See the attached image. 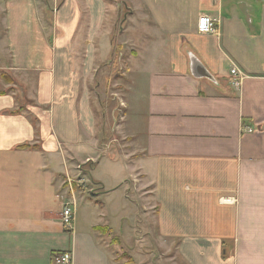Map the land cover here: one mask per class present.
<instances>
[{
    "label": "crops",
    "instance_id": "1",
    "mask_svg": "<svg viewBox=\"0 0 264 264\" xmlns=\"http://www.w3.org/2000/svg\"><path fill=\"white\" fill-rule=\"evenodd\" d=\"M116 53L110 145L89 87ZM82 166L92 197L64 186ZM140 207L183 264H264V0H0V264H122Z\"/></svg>",
    "mask_w": 264,
    "mask_h": 264
},
{
    "label": "rangeland",
    "instance_id": "2",
    "mask_svg": "<svg viewBox=\"0 0 264 264\" xmlns=\"http://www.w3.org/2000/svg\"><path fill=\"white\" fill-rule=\"evenodd\" d=\"M125 11L122 9V14H125ZM122 14L120 19L122 18ZM120 19L114 30L115 33L118 31ZM118 54H112L110 59L106 60L105 64H98V67H96L98 77L95 81L91 82L89 87L91 93L90 102L97 122L98 139L100 140L102 136L100 131L103 130V141L106 144L111 142L110 145L116 144L117 142H120V144L125 143L114 130L115 124L119 122L120 116L123 115L122 105L124 104L119 101V98L124 97L125 91L123 62L119 60L120 57ZM81 168L74 169V172L68 177H64V186L69 187L76 194L81 193L92 197L95 191L91 190L92 188L90 186L80 182V179L89 171L90 166H82ZM138 202L141 203L142 201L138 200ZM80 203L76 212L77 224L83 225L86 213ZM143 211V207H140L138 228L135 232L136 246L132 249H127L126 247L116 248L115 256L119 258L118 260H121L122 264H183L174 254V248L167 249L166 247H160L161 242H158V233L154 224L153 215L144 216ZM112 239L114 240V238Z\"/></svg>",
    "mask_w": 264,
    "mask_h": 264
},
{
    "label": "built area",
    "instance_id": "3",
    "mask_svg": "<svg viewBox=\"0 0 264 264\" xmlns=\"http://www.w3.org/2000/svg\"><path fill=\"white\" fill-rule=\"evenodd\" d=\"M215 21L207 15H201L198 18L196 31L200 35H208L215 33ZM231 75L234 78L237 76L235 69L231 70ZM240 79L234 80V85L239 84ZM247 132H252L251 129H246ZM75 205L73 201H67L62 204L60 213L61 225L65 231L70 232L73 227ZM52 264H72V254L70 251L54 252L51 256Z\"/></svg>",
    "mask_w": 264,
    "mask_h": 264
},
{
    "label": "water",
    "instance_id": "4",
    "mask_svg": "<svg viewBox=\"0 0 264 264\" xmlns=\"http://www.w3.org/2000/svg\"><path fill=\"white\" fill-rule=\"evenodd\" d=\"M192 63H193V65H195L194 67H200V68H202L201 65L197 62V60L194 57L192 59ZM202 71H203V73L201 74V76L208 78L209 76H208L207 73L204 72L203 68H202Z\"/></svg>",
    "mask_w": 264,
    "mask_h": 264
},
{
    "label": "trees",
    "instance_id": "5",
    "mask_svg": "<svg viewBox=\"0 0 264 264\" xmlns=\"http://www.w3.org/2000/svg\"><path fill=\"white\" fill-rule=\"evenodd\" d=\"M1 78L3 80H5V81H8V82L10 81V78L5 73H1ZM96 204H98L99 207H102V204L101 203L96 202Z\"/></svg>",
    "mask_w": 264,
    "mask_h": 264
}]
</instances>
